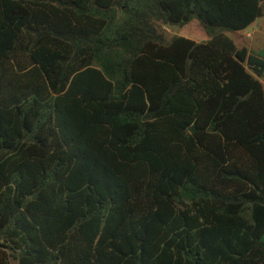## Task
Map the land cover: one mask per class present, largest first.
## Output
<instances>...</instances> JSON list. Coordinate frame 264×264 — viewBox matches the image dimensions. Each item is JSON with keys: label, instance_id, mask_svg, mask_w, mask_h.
<instances>
[{"label": "trees", "instance_id": "obj_1", "mask_svg": "<svg viewBox=\"0 0 264 264\" xmlns=\"http://www.w3.org/2000/svg\"><path fill=\"white\" fill-rule=\"evenodd\" d=\"M263 17L0 0V264H264V53L214 32Z\"/></svg>", "mask_w": 264, "mask_h": 264}, {"label": "rangeland", "instance_id": "obj_2", "mask_svg": "<svg viewBox=\"0 0 264 264\" xmlns=\"http://www.w3.org/2000/svg\"><path fill=\"white\" fill-rule=\"evenodd\" d=\"M262 29H264V17L262 18ZM156 27L163 32L166 39H170L173 36L183 37L194 42H206L209 40V35L205 32L201 26L199 20L193 17L187 24L179 25H156ZM215 33H223L226 36L230 37L235 44L238 46L241 42H245L246 39L242 36V31L240 32H231V31H222L220 29H214ZM247 43V41H246ZM261 52L264 53V47L261 48ZM262 85L264 86V77L260 79Z\"/></svg>", "mask_w": 264, "mask_h": 264}, {"label": "crops", "instance_id": "obj_3", "mask_svg": "<svg viewBox=\"0 0 264 264\" xmlns=\"http://www.w3.org/2000/svg\"><path fill=\"white\" fill-rule=\"evenodd\" d=\"M262 18L254 21L248 28L242 31V36L246 39L245 42H241L237 47H244L249 52H261V48L264 47V29H262Z\"/></svg>", "mask_w": 264, "mask_h": 264}]
</instances>
